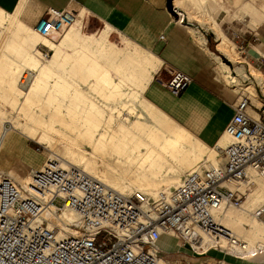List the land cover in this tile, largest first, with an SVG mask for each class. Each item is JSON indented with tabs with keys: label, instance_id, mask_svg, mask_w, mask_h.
I'll return each mask as SVG.
<instances>
[{
	"label": "bare ground",
	"instance_id": "1",
	"mask_svg": "<svg viewBox=\"0 0 264 264\" xmlns=\"http://www.w3.org/2000/svg\"><path fill=\"white\" fill-rule=\"evenodd\" d=\"M26 1L16 2L11 12L0 9V96L9 109L4 111L9 116L12 114L11 128L7 129L4 122L8 115L5 117L0 112V155L7 142H12L10 132H14L43 145L49 157L62 166L81 169L125 196L134 191L154 196L160 190L177 186L185 173L200 167H195L194 162L208 147L142 97L151 73L160 63L156 56L150 52L142 56L119 50L107 39L93 40L76 32L75 28L85 18L83 9H79L73 24L60 39L53 42L20 20ZM185 1L199 6L202 0L169 1L170 8L183 21L184 15L178 9ZM107 28L113 29L108 24ZM121 39L127 48L129 40ZM215 40L217 51L228 59L235 58L233 47L221 33H216ZM199 41L202 43L204 39ZM38 45L51 52L48 59L37 49ZM120 55L124 59L117 64ZM214 59L220 62L217 57ZM24 69L30 73L20 77ZM240 70H237L243 77L240 80L250 76L249 72L244 74ZM19 78L21 85L27 83L24 91ZM130 115H134L133 120ZM228 140L223 134L216 147L221 148ZM83 146L90 148L89 155ZM10 160L5 159L2 165L13 178L4 177L25 186L29 175L20 174ZM206 163L205 159L201 166L219 164L205 166ZM249 184L254 188L248 195L249 203L241 211L243 215L232 212V207L221 208L216 221L226 230L247 234L249 240L236 237L248 244L251 254H258L264 252V222H258L250 212L264 203V180L250 172ZM44 214L60 226L76 224L77 220L67 210L54 216L50 204ZM202 242L199 251L205 250L207 240L204 238Z\"/></svg>",
	"mask_w": 264,
	"mask_h": 264
},
{
	"label": "built area",
	"instance_id": "2",
	"mask_svg": "<svg viewBox=\"0 0 264 264\" xmlns=\"http://www.w3.org/2000/svg\"><path fill=\"white\" fill-rule=\"evenodd\" d=\"M76 16L48 9L33 30L52 38L68 29ZM171 16L175 23L187 25L173 10ZM158 81L178 97L192 79L170 70L167 79ZM232 109L223 130L229 142L222 149V162L200 164L177 186L154 196L119 194L50 157L29 171L30 180L23 187L0 176V264H172L161 257L158 241L163 235L175 238L191 257H209L211 250L221 254L209 258L217 264L226 255L256 256L216 221L221 208L244 204L250 172L264 180V104L250 106L249 98L240 96ZM48 204L54 216L66 210L73 213L76 224L60 226L49 220L44 214ZM250 214L263 219L264 203ZM204 238L205 250L199 251Z\"/></svg>",
	"mask_w": 264,
	"mask_h": 264
},
{
	"label": "crops",
	"instance_id": "3",
	"mask_svg": "<svg viewBox=\"0 0 264 264\" xmlns=\"http://www.w3.org/2000/svg\"><path fill=\"white\" fill-rule=\"evenodd\" d=\"M18 1L0 0V9L11 12ZM166 4L167 0H27L22 21L33 28L48 9L76 15L83 9L85 18L102 25L105 22L129 40H137L160 61L142 91L143 99L158 111L170 114L180 124L160 111L205 146L216 148L238 97L220 84L217 62L205 41L198 43L184 25L175 23ZM178 11L185 15L181 9ZM227 23L235 46L243 47L247 62L258 69L264 68V31L241 30L237 23V27L231 25L233 22ZM170 70L182 71L192 79L178 97L171 96L158 81L167 79ZM24 154L20 163L25 168L30 171L41 167L42 160L36 154L29 150ZM158 242H162L163 257L178 254V250L172 249L174 240L171 237L163 235ZM211 256L214 255L207 258Z\"/></svg>",
	"mask_w": 264,
	"mask_h": 264
},
{
	"label": "rangeland",
	"instance_id": "4",
	"mask_svg": "<svg viewBox=\"0 0 264 264\" xmlns=\"http://www.w3.org/2000/svg\"><path fill=\"white\" fill-rule=\"evenodd\" d=\"M202 1H201V4H199V6L189 5L188 1H185L183 3L180 9L182 10V12L185 13L184 16H186V22H188V24H193V26L191 25L190 27L188 25H184V26L190 31L192 36L196 38L198 43H200L199 41L200 38L204 39L205 44L208 45L213 58L217 57L220 60V62L216 61L217 62L216 67H217L218 74L220 77V84L227 90V92L236 97H240V96L245 97V98L247 97L250 100V106L259 107L261 104H264V84L262 83V81H264V75H263L264 68L262 67L258 69L257 67L247 62L245 58L246 54L243 53V49H242L243 47L241 46V48H237L235 46V40H233L234 35L230 31V29H228L229 25L227 22L229 23L233 22L231 25L235 27H237V24H238L239 25L238 29H241V30H247V31L253 30L254 32H257L259 30L264 31V0H204L203 2ZM186 3H188V5ZM20 20L22 21V14L20 15ZM183 22L185 23V21ZM26 25L32 28L31 24H26ZM75 29H76V32L82 35L89 36L93 40L103 41L107 39L116 49H119V50L125 49L131 53L136 52L138 55L141 54L142 56L144 55V53H147V52L152 53L150 50H146L145 46L139 44L137 40L133 39V41L137 43L135 44L133 41L123 36L121 32H119L118 30L111 29V28L108 29L107 24L105 22L102 25L100 23L92 21L91 19L84 18L81 25H79ZM116 32L120 33L118 35L121 38L125 37L126 39L129 40L130 45L127 48H124V43L122 39L119 36H117ZM217 32L222 33L223 36L229 39V41L232 43L231 44L224 37L229 42V44L233 47L232 51L236 54L234 56L235 57L234 59H228L221 52L216 50L215 35ZM63 34L64 32H62L61 34L57 36H52V38H49V39L53 42H57L60 39V36ZM200 44H203V42ZM37 49L45 56V59H48V57L51 56V52H49L46 48L42 47L41 45H38ZM152 54L156 56L154 53ZM123 59H124V56L120 55L116 59L115 63L117 64L122 63ZM238 69L239 70L242 69V73L244 74L246 73V71L249 72L250 76L246 78L245 80L244 79L240 80L241 75L239 74V72H237ZM28 73L30 72L24 69L21 71L20 77L22 75H27ZM152 74L153 72L151 73L150 76H152ZM231 80H234L235 83L231 82ZM18 83L22 91H24V89H26L27 87L26 86L27 83H24L21 85L20 78L18 79ZM256 86H258V88ZM0 95H1V89H0ZM4 110H9V109L6 107V104L3 103V100L0 96V112L1 113L4 112L5 117H6L9 113L8 111H4ZM251 110H253V108H250V111ZM160 111L165 113L175 123L177 124L179 123L176 119H174L170 114L166 113L164 110H160ZM122 113L123 115L126 114L125 111H123ZM250 114L252 116H255L254 112H250ZM10 118H12V114H10V116L8 115L5 118V119H8L6 120V122H4V127L7 129L11 128ZM129 118L133 120L134 115H130ZM10 134L12 135L10 137H12L13 140H15V143L13 142V140L10 143L11 140L9 141L8 139L7 140L9 141L7 142L8 145L5 146L2 154L0 155V175L1 176L6 175L9 178L10 177L13 178L11 174L9 173V171L6 168H3L2 164L4 163L5 159H8V160L11 159L10 160L11 165L16 166L17 171H19L20 174H22L23 176L29 175L27 174L29 173L28 172L29 170L25 168L22 165V163H20V160L23 159L25 155L24 154L25 150H29L32 154H36L42 160V164L47 158H49L50 156L49 151L46 148H44L43 145H40L36 142L28 140L24 138L23 136H20L17 133L10 132ZM228 142L224 146H226ZM213 146L214 145L209 146L210 148H208V150L194 162L195 167L202 164V162H204L205 159L206 161H208V163H206L205 166H208L210 164L215 165L217 163L222 162L221 152L224 146H222L221 148L216 147L214 149L211 148ZM58 147H61V145H59ZM83 148L85 149V153L89 155L90 148L87 146L85 147L83 146ZM87 151L89 153H87ZM36 169H33V170H36ZM12 180L17 185H19L17 181H15L14 179ZM258 180L262 181L259 178ZM253 188L251 186L250 189L246 192L247 198L244 204L241 206V208L232 207V212L243 215L241 211L249 203L248 201L250 200V197L248 195L253 191L252 190ZM134 193H141V192L134 191L132 194ZM126 196H130V195H126ZM54 203L55 205H59L60 201L57 200ZM258 222L260 223L264 222V218L261 220H258ZM245 227L248 228L247 226ZM231 232L235 236L237 235V236H240V238L244 240L245 239L249 240L247 234L241 235L239 234L238 231H233V230ZM171 239L174 240L172 249H174L175 251L178 250V252L176 253H178L177 255L179 256L170 254L168 256L163 257L165 253L162 251V248L160 246L162 242H158V247L161 250V257L165 259L166 261L172 264H185L186 261L190 262V264H198V263L217 264L216 262L209 260V258H207L208 255L206 257L205 256L191 257V254L189 251H187L186 249L180 248V243L175 238L171 237ZM211 251H209L208 254L214 255V256L219 255V257H222L221 254L215 251H213L215 252L213 253ZM202 261H206V262L203 263ZM222 264H264V252H260L252 258L242 259L241 261L238 259H235L234 257L226 255L223 257Z\"/></svg>",
	"mask_w": 264,
	"mask_h": 264
},
{
	"label": "water",
	"instance_id": "5",
	"mask_svg": "<svg viewBox=\"0 0 264 264\" xmlns=\"http://www.w3.org/2000/svg\"><path fill=\"white\" fill-rule=\"evenodd\" d=\"M169 1L170 0H167L166 7H167V10L172 14V8H170V6H169Z\"/></svg>",
	"mask_w": 264,
	"mask_h": 264
},
{
	"label": "trees",
	"instance_id": "6",
	"mask_svg": "<svg viewBox=\"0 0 264 264\" xmlns=\"http://www.w3.org/2000/svg\"><path fill=\"white\" fill-rule=\"evenodd\" d=\"M217 256H219V255H217Z\"/></svg>",
	"mask_w": 264,
	"mask_h": 264
}]
</instances>
